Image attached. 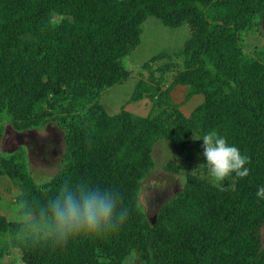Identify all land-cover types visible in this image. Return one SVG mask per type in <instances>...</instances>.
Masks as SVG:
<instances>
[{
	"label": "trees",
	"instance_id": "16d2710c",
	"mask_svg": "<svg viewBox=\"0 0 264 264\" xmlns=\"http://www.w3.org/2000/svg\"><path fill=\"white\" fill-rule=\"evenodd\" d=\"M150 15L189 26L179 60L150 58H168L159 69L174 70L171 81L162 88L167 78L150 72L155 86L136 82L130 100L147 95V114L108 113L99 95L129 76L122 60ZM263 15L264 0H0V135L6 122L25 131L52 121L65 144L47 184L34 182L18 153L0 155V176L18 184L16 199H45L66 176L84 177L118 189L129 208L118 234L67 250L20 247L0 212V253L10 243L23 264H264V199L256 196L264 185V45L243 48ZM176 85L186 87L185 100L201 95L188 114L169 97ZM210 129L251 160L249 176L226 181L223 191L195 163L207 161L193 135ZM159 139L186 151L184 161L164 166L184 181L151 222L138 196Z\"/></svg>",
	"mask_w": 264,
	"mask_h": 264
},
{
	"label": "rangeland",
	"instance_id": "374dc122",
	"mask_svg": "<svg viewBox=\"0 0 264 264\" xmlns=\"http://www.w3.org/2000/svg\"><path fill=\"white\" fill-rule=\"evenodd\" d=\"M189 36L190 30L187 23L170 27L163 24L156 16H148L141 24L138 45L122 60L124 66L129 70V76L125 80L107 87L99 95L98 100L106 111L112 114L124 108L140 115L147 114L152 107L151 100L147 95L138 100H130L136 82L141 80L147 85L155 86L157 84L155 80L163 77L167 78L161 84L162 88H165L170 83L174 70H161L159 66L161 67L168 58L179 60L175 54L182 48L184 41ZM243 36L245 51L252 52L254 47L263 46L264 15L261 17L260 25L255 26L252 31H247ZM161 52L168 58L150 59ZM145 62H148V66H145ZM150 72H153L155 80L150 79ZM185 94L186 87L176 85L170 91L169 97L174 102H183L180 108L188 114L201 100V95H194L185 100ZM64 146L63 132L52 121L47 122L41 128L25 131H16L9 122H6L1 130L0 155L18 153L37 184L45 178L49 179L59 169ZM185 154V150L172 146L164 139H159L156 142L152 154L154 166L142 180L138 196V202L148 217H151L163 202L174 196L182 186L183 175L167 171L164 166L170 159L176 163L184 161ZM197 162H200L199 166L203 164L201 160H196L195 163ZM195 167L194 165L188 166L190 170H194ZM206 172L208 173V170ZM207 173L201 171L202 175H207ZM154 182L158 183L162 189L153 187ZM19 192L20 188L16 182L7 176H0V212L9 220H11L9 210ZM260 237L261 245L264 247V223L260 230ZM3 238L9 240L8 235ZM0 264H23L20 253L10 243L7 250L0 253ZM126 264L138 263L135 259H130Z\"/></svg>",
	"mask_w": 264,
	"mask_h": 264
},
{
	"label": "clouds",
	"instance_id": "9594fccd",
	"mask_svg": "<svg viewBox=\"0 0 264 264\" xmlns=\"http://www.w3.org/2000/svg\"><path fill=\"white\" fill-rule=\"evenodd\" d=\"M193 139L203 141L207 163L200 167L207 168L213 186L223 191L226 181L249 176L250 157L216 129L208 130L200 139L193 135ZM87 143L90 145L91 140ZM42 183L47 184L48 179ZM152 186L162 189L156 182ZM256 196L264 199V185L258 187ZM124 199L118 189L101 187L84 177L73 180L66 176L55 194L45 199L20 196L14 201L9 210L15 225L13 238L23 248L46 246L53 250L107 239L118 234L126 223L129 208Z\"/></svg>",
	"mask_w": 264,
	"mask_h": 264
},
{
	"label": "water",
	"instance_id": "95a60500",
	"mask_svg": "<svg viewBox=\"0 0 264 264\" xmlns=\"http://www.w3.org/2000/svg\"><path fill=\"white\" fill-rule=\"evenodd\" d=\"M155 217H156V214H154L153 216L149 217V220H150L151 222H153V220L155 219Z\"/></svg>",
	"mask_w": 264,
	"mask_h": 264
}]
</instances>
